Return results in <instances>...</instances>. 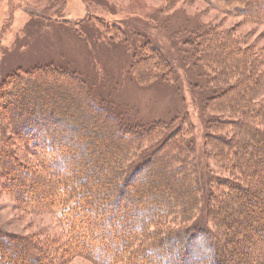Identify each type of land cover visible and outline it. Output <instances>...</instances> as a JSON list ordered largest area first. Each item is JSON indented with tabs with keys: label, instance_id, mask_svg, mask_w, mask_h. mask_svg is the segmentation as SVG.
I'll return each mask as SVG.
<instances>
[{
	"label": "trees",
	"instance_id": "trees-1",
	"mask_svg": "<svg viewBox=\"0 0 264 264\" xmlns=\"http://www.w3.org/2000/svg\"><path fill=\"white\" fill-rule=\"evenodd\" d=\"M223 1L264 24V0ZM236 32H200L187 49L201 89L214 84L211 95L219 92L203 102L208 116H218L207 123L205 156L224 175L211 168L209 192L191 129L181 125L164 142L168 123L126 126L109 105L94 101L74 72L62 71L67 83L59 75L46 81L45 72L8 77L0 87V125L13 129L0 130V193L4 188L13 200L29 192L15 203L54 211L64 230L62 239L51 241L0 229V264L75 258L89 264H264V52ZM130 64L129 76L140 87L178 83L176 69L150 40ZM21 143L30 149L23 151ZM150 165L156 166L151 177L131 186ZM126 196L128 203H119ZM203 206L204 226L197 222Z\"/></svg>",
	"mask_w": 264,
	"mask_h": 264
},
{
	"label": "rangeland",
	"instance_id": "rangeland-1",
	"mask_svg": "<svg viewBox=\"0 0 264 264\" xmlns=\"http://www.w3.org/2000/svg\"><path fill=\"white\" fill-rule=\"evenodd\" d=\"M251 11L257 14L255 10ZM241 13L223 0H0V87L8 77L16 74L32 72L31 75L36 77L45 72L46 81L51 80L48 76L59 75V80L67 83L65 77L68 76L63 72H74L90 90L94 101L102 107L109 105L113 114L118 115L126 126L140 124L151 127L159 122L168 123L170 130L166 133L165 142L175 128L184 125L194 135L201 182L209 192L211 168L220 178L224 175L205 156L207 123L218 116L211 112L213 117L208 116L203 102L219 92L211 95L209 87L214 84L207 91L201 89L187 49L200 32L237 30L238 35L248 37L251 44L256 43L264 52V24L254 23ZM145 40H150L168 57L178 75L176 86L160 82L143 88L132 81L130 63L135 50L143 46ZM39 67L52 69L37 72ZM35 83L32 85L37 86ZM7 85L1 91H5ZM3 100L7 102L8 95ZM100 117L102 113L97 119ZM181 117H186L185 123L179 121ZM2 129L12 134L13 128L5 121L0 125ZM155 136L158 138L160 134ZM17 147L21 148L18 144ZM22 148L25 152L30 149L24 144ZM32 162L31 158L30 164ZM149 167L130 185L150 178L156 166ZM22 179L28 180V177L23 176ZM25 194L29 196V192ZM129 194L134 196L132 192ZM24 195L15 194L17 202ZM127 198L121 197L119 203H128ZM15 199L10 200L6 190L1 189L2 231L17 236L42 235L50 237L51 241L62 239L64 229L54 211L25 209L16 204ZM109 208L111 210L107 206L104 212ZM202 209L197 222L204 226V206ZM93 221L101 223L102 219L96 217ZM111 222L108 220L103 226L108 229ZM124 223L118 220L117 226ZM86 230L84 228L85 233ZM55 259L57 257L52 255V260ZM40 262L43 263L44 258ZM69 264L89 263L75 258Z\"/></svg>",
	"mask_w": 264,
	"mask_h": 264
}]
</instances>
